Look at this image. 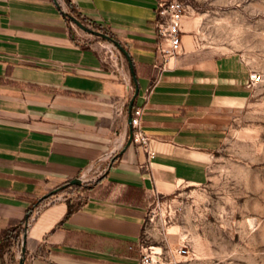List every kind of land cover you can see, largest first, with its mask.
Returning a JSON list of instances; mask_svg holds the SVG:
<instances>
[{
    "label": "crops",
    "instance_id": "0c3cea01",
    "mask_svg": "<svg viewBox=\"0 0 264 264\" xmlns=\"http://www.w3.org/2000/svg\"><path fill=\"white\" fill-rule=\"evenodd\" d=\"M59 1L0 0V264H140L141 247L162 249L147 243L151 204L208 179L252 71L184 22L181 51L158 69L157 0ZM62 9L119 40L136 81L129 65L126 79L110 71L108 40L76 34ZM154 78L141 114L148 157L127 143L128 104ZM82 173L72 194L41 199Z\"/></svg>",
    "mask_w": 264,
    "mask_h": 264
},
{
    "label": "rangeland",
    "instance_id": "374dc122",
    "mask_svg": "<svg viewBox=\"0 0 264 264\" xmlns=\"http://www.w3.org/2000/svg\"><path fill=\"white\" fill-rule=\"evenodd\" d=\"M184 1V15L200 17L195 32L202 46L247 62L252 94L216 151L208 179L151 204L147 243L162 246L154 264H264V0ZM72 24L76 34L105 41ZM83 184L67 183L49 197L63 199ZM178 246L186 252L176 253Z\"/></svg>",
    "mask_w": 264,
    "mask_h": 264
},
{
    "label": "built area",
    "instance_id": "2783aa9c",
    "mask_svg": "<svg viewBox=\"0 0 264 264\" xmlns=\"http://www.w3.org/2000/svg\"><path fill=\"white\" fill-rule=\"evenodd\" d=\"M59 1V0H58ZM60 3V1H59ZM61 5V4H60ZM187 5L184 0H157V35L158 40L156 44V53L158 61L155 66L162 70L171 58L179 54L182 49V19L186 12ZM63 10V9H62ZM103 61L106 63L110 71L120 74L122 79H126L128 62L125 55L120 49L111 41L108 40L103 50ZM156 78L143 92L142 100L135 101L131 109V128H132V142L141 146L148 157H153L155 151L150 147V136L143 130L141 125V114L144 108V102L148 94L151 92ZM122 147L121 143H117L111 150L105 153L104 158L110 159L113 154L119 151ZM103 170L100 171V173ZM81 183L88 181L85 173L77 176ZM60 199L56 195L54 198ZM28 221V220H27ZM22 245V242L21 244ZM176 253L182 254L186 252L183 246H178L174 249ZM154 253L153 246L141 247L140 264H154L152 254Z\"/></svg>",
    "mask_w": 264,
    "mask_h": 264
},
{
    "label": "water",
    "instance_id": "95a60500",
    "mask_svg": "<svg viewBox=\"0 0 264 264\" xmlns=\"http://www.w3.org/2000/svg\"><path fill=\"white\" fill-rule=\"evenodd\" d=\"M62 12L72 22H74L75 24H77L82 30H84V31H86L88 33L94 34L96 36L103 37V38L111 41L112 43H114L120 49V51L125 55V57H126V59L128 61V65H129L130 72L133 75L134 80L136 81L135 71H134V65H133L132 58H131L128 50L121 44V42L119 40L115 39L113 36H111L110 34H108L106 32H103V31H100L98 29H95V28H92V27L87 26L77 16H75V15H73V14H71V13L65 11V10H62ZM137 93H138V86H136L134 95L132 96V98L130 99L129 104H128V122H129V124L131 122V117H132L131 109H132V106L134 104V100H135V98L137 96ZM131 141H132V128H131V125H130V132H129V137H128L127 143L129 144ZM66 184H63L61 186H58V187L54 188L50 192L44 194L41 199H45V198L49 197L50 195H52L56 191H58L61 188L65 187ZM69 184H81V180L78 177H74V178H72L69 181ZM24 240H25V234L23 235V247H22V251H24ZM23 262H24L23 261V258L21 257L20 260H19V264H23Z\"/></svg>",
    "mask_w": 264,
    "mask_h": 264
},
{
    "label": "bare ground",
    "instance_id": "6f19581e",
    "mask_svg": "<svg viewBox=\"0 0 264 264\" xmlns=\"http://www.w3.org/2000/svg\"><path fill=\"white\" fill-rule=\"evenodd\" d=\"M185 23L186 29H196L200 23V17L184 15L182 23ZM257 77V76H256Z\"/></svg>",
    "mask_w": 264,
    "mask_h": 264
}]
</instances>
